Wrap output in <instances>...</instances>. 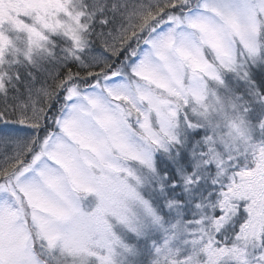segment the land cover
<instances>
[{"label": "snow or ice", "instance_id": "snow-or-ice-1", "mask_svg": "<svg viewBox=\"0 0 264 264\" xmlns=\"http://www.w3.org/2000/svg\"><path fill=\"white\" fill-rule=\"evenodd\" d=\"M0 264H264V0H0Z\"/></svg>", "mask_w": 264, "mask_h": 264}]
</instances>
